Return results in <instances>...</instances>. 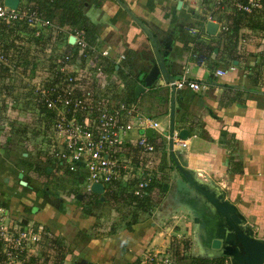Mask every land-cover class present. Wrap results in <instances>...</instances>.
Here are the masks:
<instances>
[{
	"label": "crops",
	"instance_id": "1",
	"mask_svg": "<svg viewBox=\"0 0 264 264\" xmlns=\"http://www.w3.org/2000/svg\"><path fill=\"white\" fill-rule=\"evenodd\" d=\"M179 1L74 0L80 6L76 10L81 9L85 16L87 29L83 30L87 39L90 37V42L97 47L110 51V56L104 59V71L95 72L97 75H94L101 78L102 82L99 79L101 83H98L96 79L95 84L103 86L114 100L136 102L138 106V99L145 96L143 92H153L151 101H145L144 106L139 108L145 115L159 120L164 131L169 128L174 107V117L179 122L175 131L185 128L189 130L185 150L177 152L181 146L174 145L181 164L194 169L202 181L223 192L225 198L234 203L247 219L255 236L264 238V28L241 29L237 44L238 59L231 63L225 62L222 57L225 30L220 29L219 24L227 25L226 15L215 17L213 22L218 23V29L215 34H210L207 31L210 22L207 19L209 0H181L180 8ZM205 1L208 3L205 4ZM24 2L37 4L35 0ZM38 2L49 3L50 0ZM197 4L200 5L198 12L194 7ZM219 17H222L221 20ZM52 21L61 29L56 31L46 28L40 39L48 43L49 35H55L54 32H58L59 38L52 45H55L54 54L48 53L45 44L38 47L41 55L35 63L40 66L51 64L60 52L71 49L66 39L68 37L69 41L71 33L79 28L67 22L60 24ZM140 22L148 26L157 37L159 50L164 55V64L170 74L166 77L179 79L186 75L205 86L200 92L184 87L176 88L173 93L171 86L161 76L153 86L146 87L136 96L134 90L136 86L145 84V76L155 61L156 52ZM210 42L220 44L213 54L207 56V53L198 50V43L205 45ZM121 55H124L123 59ZM235 61L236 69L231 70L230 66ZM252 67L258 72L250 75L249 69ZM218 69H225L227 73L217 76ZM162 118L167 120L168 127L163 125ZM141 133V130L131 131V145L123 152V156L133 157L139 164L144 155L132 144ZM155 133L161 136L164 145L162 149H157L149 136L156 150L147 158H152L153 165L158 166L156 178L160 184H168L167 190L160 191L158 187H153L147 197L154 204L148 216L142 220L140 214L132 230L121 234L113 232L104 237H92L87 230V226L92 225V216H84L75 193H68L69 196L61 200L58 208L48 198L37 196L34 186L22 185L18 175L25 168L24 165L8 153L0 142V192L10 199L8 208L12 219L15 222H34L36 229L42 227L47 235L59 236L61 242L71 249L64 264H83L86 261L96 264H132L145 246H172L175 238H191V252L196 255L202 253L195 242L194 231L189 230L190 222L184 233L174 234L176 226L167 232L163 228L169 219L187 222L189 215L186 209H182L179 198H175L174 179L179 173H175L177 169H174V165L172 168L169 165L172 159L167 153L169 141L160 131L155 130ZM163 157L168 161V166L161 171ZM138 174L126 171L116 181L126 182L137 178ZM27 176L34 180L39 177L33 171ZM3 177L6 182L1 181ZM34 206L39 208L36 212L32 210ZM72 220H87L88 224H81L76 229V225L72 226ZM83 232L89 234L84 240L77 237ZM46 251L44 243L27 258H37V264H43Z\"/></svg>",
	"mask_w": 264,
	"mask_h": 264
},
{
	"label": "built area",
	"instance_id": "2",
	"mask_svg": "<svg viewBox=\"0 0 264 264\" xmlns=\"http://www.w3.org/2000/svg\"><path fill=\"white\" fill-rule=\"evenodd\" d=\"M209 2V21H214L217 15L238 12L249 14L259 10L264 4V0ZM45 12L36 3L22 4L20 0L18 6L13 8L5 0H0V70H5L10 78L22 80L26 87L31 88L29 105L36 114L41 108L50 111L52 122L46 138L49 139L46 157L58 159L70 171L84 175L87 180L84 187L88 192H92L91 186L95 182L107 186L122 178L126 171L139 173L142 177L137 176L138 182L133 193L139 198L147 197L158 166L153 165L152 158H147L155 152L156 146L144 131L147 128L158 130L169 141V134L166 133L168 129L164 131L159 120L142 113L136 102L114 100L103 86L95 84L96 79L98 83L102 82L101 78L94 75H97L95 72L104 71V59L110 56L109 49L99 48L91 43L85 31L78 28L71 33L75 37L73 43H69L68 37L66 39L71 44V49L60 52L47 66L22 72L16 50L5 48L2 34L6 26H15L13 36L19 38H43V30L46 28L60 30L46 17ZM219 25L222 30L228 29L224 23ZM29 30L31 33L27 32ZM54 33L48 42L49 47L45 48L48 53L53 52L51 54L55 53V45H52L55 37L59 36L58 32ZM123 58L124 55H121V59ZM236 62L230 66L231 70L236 69ZM226 73L225 69L216 71L217 76ZM168 84H174L177 89L188 87L195 92H200L205 87L186 75ZM3 97L9 98L5 94ZM0 105L2 107L1 102ZM133 130L143 131L132 144L144 155L141 164L133 157L123 156V152L131 145L129 134ZM175 144L187 147L188 140L179 138L175 133ZM167 153L170 155V150ZM15 221L10 209L0 206V264H22L35 248L44 244L46 233L42 227L36 229L34 222ZM132 264H178L177 254L171 245L162 248L145 246Z\"/></svg>",
	"mask_w": 264,
	"mask_h": 264
},
{
	"label": "trees",
	"instance_id": "3",
	"mask_svg": "<svg viewBox=\"0 0 264 264\" xmlns=\"http://www.w3.org/2000/svg\"><path fill=\"white\" fill-rule=\"evenodd\" d=\"M40 7L45 10V14L49 19L54 20L56 23L64 24L69 23L71 25H76L79 28H84L85 30L87 27L85 26V16L82 13V10H76V8L80 7L77 5L74 0H50L49 3L38 2L40 0H35ZM208 3L205 1V4ZM59 16V18L57 17ZM84 16V17H83ZM220 20L222 17H219ZM226 22L228 29L223 31V39L225 40L223 46L222 57L225 62H233V60H237V44H238V36L239 32L243 28H251V29H263L264 28V4L263 7L259 10H256L252 13H230L226 15ZM15 26H6L4 27V31L2 34V40L4 42V46L7 49L16 50L18 63L20 66L21 71L30 70H37L40 65L35 63L36 60L40 58L41 52L38 47L45 44V48L47 49V41H43L40 38H33V36L29 37V41H24V39L14 37L13 33L15 32ZM51 38V35L50 37ZM58 41L59 37H55ZM90 37H88V40ZM16 41V42H15ZM18 41V43H17ZM90 41V40H89ZM92 43V42H91ZM34 46V48H33ZM198 50L204 53L213 54L216 48L220 47L219 42H210L209 44L202 45V43H198ZM53 53V52H51ZM233 64V63H232ZM250 75L253 74L256 69L252 67L249 69ZM258 70L256 71V73ZM21 88H26V90H22ZM31 89V88H30ZM29 87H26V84L20 80H15L14 78H10L8 73L5 70H0V102L4 103L5 100H10L12 107L15 109L17 108L19 111L25 106L26 109L30 107V92L31 90ZM135 92V90H134ZM4 94L8 97H3ZM6 102V101H5ZM1 109V105H0ZM1 111V110H0ZM51 114L49 110L45 108H41L37 114L38 121L41 123L42 128L39 130L41 136L47 138L51 128ZM0 125H6L7 127V119H5V114H2L0 117ZM15 124V123H14ZM15 125H11L9 128V133H17L23 137V135L27 134V127L22 126L15 129L13 127ZM4 140L3 148L9 150L11 146V136H7ZM164 142L157 146V149H162ZM2 146V145H1ZM27 158L29 156H26ZM34 157L32 160L27 158H23L20 162L24 165L22 172L25 176L28 175L31 171L37 173L39 177L45 178L47 182H53L56 172L54 170V166L51 163L52 158L50 156L46 157L47 159L43 160L42 156L39 154L33 155ZM61 165V163H59ZM170 167L174 165V169H176V164L173 159L170 158ZM168 166V161L165 157L162 158V162L160 164V170L163 171L164 168ZM69 170V169H68ZM70 171V170H69ZM71 177L75 179H84V175L78 174L76 172H72ZM28 177V176H27ZM161 178H163L161 176ZM158 178H155L152 182L150 188L151 190L153 187H159L158 189L162 191L163 185L160 184ZM67 182V181H66ZM138 182L137 178L128 179L126 182L123 181H114L106 186L105 191V200L101 201V194L91 192L90 195L84 194L83 199L79 201V205L81 206L82 212L84 216L89 217L93 216L95 213L92 209L94 204H103L107 203L108 205L112 206L117 212L120 214L121 211L128 213L125 216L131 215V221L128 222V228L132 230V225L137 223L139 220L140 214H146L151 210L152 205L154 204L153 201L149 197L139 198L136 196L133 191L135 186ZM66 184V183H64ZM50 186L49 184H47ZM68 190V193H75L77 195L80 193L77 187L73 184V182L68 181L67 186H65ZM33 190L36 192L37 196L40 198H48V195H44L43 188L34 187ZM50 190V187H49ZM49 200V199H47ZM51 203V202H50ZM10 199L5 197V194L0 192V206L9 207ZM132 213L130 214V211ZM113 232L110 230H106L104 234L100 235V237L108 236ZM79 239L84 240L86 237H89L88 232H83L77 236ZM44 243L47 246V251L44 253L45 255V263L43 264H64L66 261L67 256L71 253L70 246L63 244L59 238V236L52 234H46L44 238ZM79 240L78 243H80ZM172 246H175L177 261L178 258H184V264H230L229 259L224 257L218 258H208V257H200L191 252L192 248V240L189 238H182L178 239L175 238L173 240ZM182 249L185 250V254H183ZM182 255V256H181ZM37 258L28 257L25 259L24 264H37Z\"/></svg>",
	"mask_w": 264,
	"mask_h": 264
},
{
	"label": "water",
	"instance_id": "4",
	"mask_svg": "<svg viewBox=\"0 0 264 264\" xmlns=\"http://www.w3.org/2000/svg\"><path fill=\"white\" fill-rule=\"evenodd\" d=\"M6 4L16 8L20 0H5ZM182 1L178 2L180 8ZM143 30L147 33L152 41V47L155 49V61L145 76V84L138 85L135 88L136 96L151 87L162 76L166 83L173 82L164 64V55L159 50L158 42L153 31L148 26L141 23ZM218 29V23L210 21L207 24V31L215 34ZM75 40L74 35L70 36L69 43ZM173 93L176 86L171 85ZM174 103V101H173ZM179 124L174 117V107L170 117V123L167 134H169V150L173 161L176 164L175 173H179L174 179L175 198H179L182 209H186V213L190 216L195 228L194 236L202 250L197 254L200 257L218 258L224 257L229 259L230 264H264V238L255 236L252 226L247 223V219L240 213L237 206L225 198L223 192H219L210 185L202 181L194 169H190L181 164L178 156L174 151V135L175 133L181 139L189 137L188 129H180L176 132V126ZM143 132V131H141ZM146 135L153 137L154 130L147 128ZM20 183L27 186L23 172L19 173ZM168 184L163 185V189L167 190ZM92 192L101 194V201L105 200V185L95 182L91 186ZM81 200L83 193L76 195ZM83 264H96L92 261H86Z\"/></svg>",
	"mask_w": 264,
	"mask_h": 264
},
{
	"label": "rangeland",
	"instance_id": "5",
	"mask_svg": "<svg viewBox=\"0 0 264 264\" xmlns=\"http://www.w3.org/2000/svg\"><path fill=\"white\" fill-rule=\"evenodd\" d=\"M24 4V0L21 2ZM196 8V11H199L200 5L197 4V6H194ZM47 17V15H46ZM48 18V17H47ZM52 20V19H50ZM67 24V23H64ZM28 33H31V30L27 31ZM19 38V37H17ZM24 39V41H29V38H21ZM45 55V53L43 54ZM46 56V55H45ZM88 71H90L88 69ZM20 82V80L18 79ZM150 88V87H149ZM144 98L138 99V104L139 106L143 107L145 101H151L150 98L152 97L151 95L153 92L148 93V92H143L142 95ZM6 101V102H5ZM4 103H2L1 111H0V117L2 116V112L5 114V119H7V127L6 125H0V136L3 137V140L6 139V134L7 136H11V146L9 150H7L8 153L11 155L15 156V159L19 162L23 158H27L26 156H29L27 159L32 160L34 157L33 155L39 154L42 156L43 160H45V157L47 156V145L49 144L48 140L44 136H41V133H39V130L42 128L41 123L38 121L37 114L34 112V108L29 107L28 109L25 108V106L22 108L21 111H19L17 108H13L10 100H5ZM1 120V118H0ZM164 122V123H163ZM167 120L165 118H162V123L165 127H168V124L166 123ZM15 123V124H14ZM11 125H15L13 127L18 128L25 126L27 127V134L20 136L17 133H9V127ZM156 145H159L161 143L162 138L158 133H155L154 136L152 137ZM4 145V144H3ZM185 147H178L177 152L184 151ZM12 151V153H11ZM26 153V154H25ZM52 165L54 166V170L57 171L55 178L53 182H47V184L50 185V191H48V199L53 203L54 206L58 207L61 204V199H65L68 194V190L65 186H67L68 181L73 182L75 187L80 190L82 193H86L87 195H90L91 193L88 192L85 189V184L87 183L86 178L82 179H73L71 177L70 171L67 169L66 166L64 165H59L60 161L58 159L52 158L51 160ZM84 174L86 173L85 170H81ZM139 177H142L141 175L138 174ZM45 180V178H42ZM67 181V182H66ZM66 183V184H64ZM45 184V182H44ZM45 186V185H44ZM159 188V187H158ZM62 209H65L63 206H61ZM39 208L36 206L33 207V212H36ZM92 209L94 211V215L92 216V225H88L87 230L91 232L92 237L95 236H100L105 233V231L110 230L112 232H119L118 234H121L123 232H126L127 230H131L128 228V222L131 221V215L125 216L128 213L121 211L122 213L120 214L117 212L112 206L108 205L107 203L103 204H94L92 206ZM133 210L130 211V214L132 213ZM149 213L142 214L141 215V220L145 217L148 216ZM140 219V215H139ZM83 222H76L75 220H72V226L75 227L76 229H79L81 224H88L87 220H82ZM189 222L191 223V227H189V230H193L195 228L190 216H188L187 222L186 220H178L176 221L175 219H169L165 224H164V230L167 232L171 228H174L176 226V229L173 230L174 234L177 233H184L187 228ZM130 232V231H129ZM187 233H189L187 231ZM191 239V238H189ZM192 240V239H191ZM195 242L196 239H195ZM175 247V246H173ZM197 247H199V243L197 242ZM200 248V247H199ZM185 250L182 249L183 254ZM196 255V254H195ZM178 256V255H177ZM182 256V255H181ZM180 257V255L178 256ZM79 260V259H78ZM81 260V259H80ZM79 262H82V260ZM178 264H184V258H178ZM76 264V263H75ZM78 264V263H77Z\"/></svg>",
	"mask_w": 264,
	"mask_h": 264
},
{
	"label": "flooded vegetation",
	"instance_id": "6",
	"mask_svg": "<svg viewBox=\"0 0 264 264\" xmlns=\"http://www.w3.org/2000/svg\"><path fill=\"white\" fill-rule=\"evenodd\" d=\"M0 142H1V144H2V146H3V144H4V140H3V137L2 136H0ZM24 179L27 181V186H34V187H38V188H43V193H44V195H48V191H50L49 190V187L50 186H48L47 185V181L46 180H43L41 177L39 178H37V179H32L31 177H24ZM21 180V179H20ZM1 181L2 182H6L5 180H4V177H3V179H1ZM44 182H45V184H44ZM45 185V186H44ZM62 200V199H61Z\"/></svg>",
	"mask_w": 264,
	"mask_h": 264
}]
</instances>
